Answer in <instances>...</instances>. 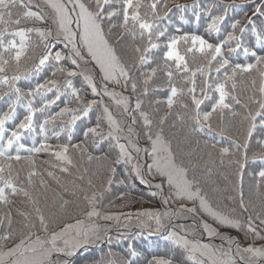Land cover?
<instances>
[{"label": "snow or ice", "instance_id": "6c2138e0", "mask_svg": "<svg viewBox=\"0 0 264 264\" xmlns=\"http://www.w3.org/2000/svg\"><path fill=\"white\" fill-rule=\"evenodd\" d=\"M248 3L176 4L206 38L170 0H0V264H264V0ZM85 161L98 185L77 182ZM120 165L162 210L110 211L143 200ZM145 232L169 252L142 254Z\"/></svg>", "mask_w": 264, "mask_h": 264}, {"label": "trees", "instance_id": "16d2710c", "mask_svg": "<svg viewBox=\"0 0 264 264\" xmlns=\"http://www.w3.org/2000/svg\"><path fill=\"white\" fill-rule=\"evenodd\" d=\"M193 2H194V0H170V6L173 8V12L175 13V15H174L175 23L177 24V26L181 27L182 31L196 32L197 34L205 35V37L208 38V36L205 32V27H206V23H207V17L206 16L201 19L199 26H197L195 19L192 16V10H191V8H189L186 13H183L184 19L187 22L182 24L181 20H180L181 13H178L175 11V5L176 4L191 5ZM206 2L209 4V6H211V4L214 2V0H206ZM223 2L229 3V4L234 3L236 5L241 6V7L237 8L235 13H230V15H236L238 17H242L244 15V12H247L248 16L252 15V12H251L252 6L250 3H248V0H223ZM34 4H35V1H33V5ZM32 10L38 11L39 9H37L35 6H33ZM25 26H27V27H44L45 25L40 24V23L33 24L32 22H29ZM32 35H33V39H36L35 34H32ZM222 35H223V33H222ZM211 39L213 41L215 40V34H213ZM41 54H42V49L37 50V53H36L37 58ZM75 83H76L77 87L81 86L79 78H76ZM243 87H244L243 85H239L238 90L242 89ZM87 98L90 99L91 96L89 95ZM181 135H182L181 130L179 128H177L175 130V138L173 139V146L174 147H175L177 141L179 140V138L181 137ZM81 138H82L81 133H80L79 129H77L74 139H76L78 141ZM140 146L144 147L145 145L143 142H141ZM96 154H99V153H96ZM45 158L46 157L41 156V159H45ZM101 163L102 162H100V161H93L91 164H88V162L85 161L84 164L89 169V175H85V179L83 182H80V181H77V182L86 184L87 180L89 178H91L93 180V182L98 185L100 183V180L96 176H91V172L93 170L99 169ZM104 163L106 164V162H104ZM248 171H250V168L246 169V173ZM81 172H83V168H81ZM79 174L80 173L74 172V174L72 176L67 177V181L76 180L77 176ZM125 176H127V183L130 186H132L136 190V192H138L141 196H143V200H140V199H138V197L134 196L132 198L133 203H132L130 208L123 207V205L126 203V200H115L114 206L110 209L111 212L118 213L121 210L126 212V211H137V210H145V209H151V210H157V209L162 210L163 209L164 206L162 205L159 197H153L150 195L151 191H153L154 189L147 188L146 185H143L140 183V180L138 178H134V174H129L127 165L118 166L117 176H116L117 181L124 179ZM67 181H65V182H67ZM156 182H158V181H153V183H156ZM251 182H252L251 177L246 174L245 179H244L246 196H251V193L249 191L250 187H251ZM117 187H122V186L114 184L113 185V191L114 192L117 189ZM233 195H235V193H233ZM188 206L191 207L190 204ZM172 207H176V206L173 205ZM181 222L191 223V220L189 219V220L181 221ZM220 229H222L224 231L231 230L229 232L235 231L233 229L226 228V227H221ZM113 231H115V229H113ZM130 231L137 232V231H139V229L132 228ZM240 233L243 237V242L241 244L242 246H244L247 243L253 242L251 240V238L246 237L243 232H240ZM222 234H225V233H222ZM225 235H228V234H225ZM212 242L216 245H220L222 243L220 240H215ZM258 242H260V241L258 240ZM125 243H127V241H125ZM134 244L138 247V250L141 251L142 254L148 255L149 258L151 256V254H153V253L164 255V254L168 253L169 249H170V246L166 245L164 241L160 240L158 235H149L147 232H145L143 236L138 237L134 241ZM117 251H119V249H117ZM96 255L98 256L99 253L97 252ZM80 259H81L82 264H88V260L85 259V257L81 256Z\"/></svg>", "mask_w": 264, "mask_h": 264}, {"label": "rangeland", "instance_id": "374dc122", "mask_svg": "<svg viewBox=\"0 0 264 264\" xmlns=\"http://www.w3.org/2000/svg\"><path fill=\"white\" fill-rule=\"evenodd\" d=\"M33 1L36 2V0H33ZM44 27H46V25H45ZM208 222H209L210 224L212 223L211 220H209ZM213 227H216V225L213 224ZM219 231H220L221 233L228 234L229 236H232L233 238H236V239L239 240L240 243L242 244V242H243V237H242V235H241L240 232H237V231L229 232V231H231V230H229V231H228V230H227V231H224V230H222V229H219ZM215 240H219V239H213V241H215ZM203 242H207V237L204 238ZM250 243H253V242H250ZM218 244H219V243H218ZM248 244H249V243L245 244L244 246L246 247V246H248ZM262 244H264V241H260V242L255 241V245H256V246H261Z\"/></svg>", "mask_w": 264, "mask_h": 264}]
</instances>
